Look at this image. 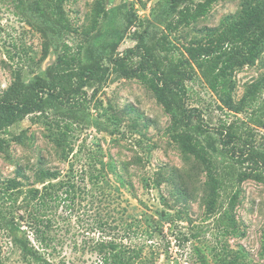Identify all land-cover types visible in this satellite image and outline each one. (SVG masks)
Returning a JSON list of instances; mask_svg holds the SVG:
<instances>
[{
  "label": "trees",
  "instance_id": "trees-1",
  "mask_svg": "<svg viewBox=\"0 0 264 264\" xmlns=\"http://www.w3.org/2000/svg\"><path fill=\"white\" fill-rule=\"evenodd\" d=\"M65 1L16 0L17 13L34 19L44 37L45 55L53 47L57 57L43 74L34 73L31 79L23 78L22 69L14 72L11 84L0 92V133L33 115L48 126L57 152L70 167L65 174L59 169L40 167L34 173V183L28 187H24L26 184L20 178L26 176L21 170L17 176L0 181V229L10 232L25 262L57 264L46 254L51 255L57 248L53 244L54 233L64 216L58 214L60 206L72 216L76 204L84 199L89 197L94 203L97 196L107 199L112 195V191H107L111 184L107 179V163L98 153L87 151L78 170L74 160H70L75 155V126L88 123L110 133L118 128L120 116L109 112L97 98L99 90L116 74L147 84L171 115L174 141L182 154L187 159L193 157L206 174L203 197L206 213H218L217 225L224 234L239 236L242 231L235 215L239 186L247 179L264 183V145L258 137V129H264V77L251 82L236 101L234 73L254 65L263 52L264 0H245L238 12L226 15L218 26L200 27V35L190 39L178 55L174 53L177 31L196 22L220 0H160L152 18L145 20L131 13L127 26L135 28L136 44L123 52L117 51L119 38L114 29H97L102 14L97 4L92 23L83 30L84 36L92 38L95 45L89 48L87 60L84 41L75 48L63 39L73 31L64 9ZM113 11L106 10L108 20ZM195 76L201 77L216 93L219 108L226 115H234L233 119H221L212 130L203 111L188 103L187 81ZM91 108L101 111L97 117H93ZM111 124L114 129H110ZM4 142L0 137V146ZM115 191H119L118 187ZM21 195L25 204L23 222L31 233L19 225L12 208ZM162 214L164 219H170V213ZM109 215L112 218L101 216L98 220L99 229L118 228L117 233L99 237L90 244L101 264H157L158 252H145L146 246L152 244L148 242L160 232L154 218L146 214L144 223L136 224L135 233L140 232L145 239L135 243L130 235L134 222L121 215L113 226L116 217ZM126 238L130 241H125ZM261 248L264 252V228ZM194 250L198 263L189 264H211V260L216 264H251L241 248L229 245L211 247V256L199 246Z\"/></svg>",
  "mask_w": 264,
  "mask_h": 264
},
{
  "label": "rangeland",
  "instance_id": "rangeland-1",
  "mask_svg": "<svg viewBox=\"0 0 264 264\" xmlns=\"http://www.w3.org/2000/svg\"><path fill=\"white\" fill-rule=\"evenodd\" d=\"M159 1L66 0L64 9L73 31L64 35L63 39L75 48L77 43L84 41L83 53L87 52L84 56L87 60L89 48L95 45L91 43L92 38L84 36L83 30L92 23V14L98 4L102 14L97 29H114L119 38L117 51L123 52L136 44L133 36L135 28L127 26L131 13L137 14L139 20L151 19L152 11ZM244 1L220 0L214 3L196 22L177 31L174 53L180 54L190 39L200 35V27L218 26L226 15L238 12ZM107 9H114L111 20L105 16ZM35 24L34 19L17 13L16 0H0V92L11 84L17 69H22L23 78L28 80L34 73L43 74L47 66L55 61L56 50L51 47L45 55V39ZM99 43L102 45L103 41ZM260 77H264V49L254 65L245 66L234 73V99L239 100L247 86ZM187 85L188 103L203 111L205 122L212 130L221 119L234 118V115H226L219 108L218 96L201 77L195 76L187 81ZM97 98L101 99L109 112L120 116L118 128L110 133L88 123L75 126V155H71L70 161L74 160L75 169L78 170L86 160L87 151L98 153L107 163V179L111 183L107 191H112V195L107 199L97 196L94 203L89 197L84 199L81 204H76L72 216L67 215L60 206L58 214L64 216L54 233L56 240L53 244L57 248L51 255L46 254L49 259L57 264L62 261L66 264H101L90 244L99 237L117 233L118 228L106 231L99 229L98 220L101 216L110 217V213L116 217L112 221L113 226L119 222L116 219L119 220L121 215L134 222V232H130V235L135 243L145 239L140 232L135 233L138 231L136 224H143L146 214L154 218L160 232L148 242L152 244L146 246L145 252L156 250L157 264L198 263L195 246L201 247L211 256L209 249L222 245L241 248L245 259L251 264H264L261 248L264 183L253 179L242 182L235 208L242 232L239 236L224 234L217 225L218 213H206L203 200L205 172L193 157L187 159L182 154L172 137V117L147 84L137 78L114 74L99 90ZM90 111L93 117L101 112L94 108ZM114 127L111 124L110 129ZM49 135L48 126L35 120L33 115L1 132L0 137L5 142L0 146V181L17 176L18 170H21L26 176L20 178L26 184L24 187H28L34 183V173L40 167L59 169L65 174L70 163L60 157ZM17 136L19 139H15ZM258 137L264 145V129H258ZM115 187L119 191H115ZM226 196L227 192H224L225 199ZM24 206L23 195L12 204L19 225L31 233L23 222ZM164 211L171 214L170 219H164ZM30 235L34 240L33 235ZM125 241L129 242L130 238ZM0 264H33L23 260L10 232L2 228ZM211 264L216 263L211 260Z\"/></svg>",
  "mask_w": 264,
  "mask_h": 264
}]
</instances>
